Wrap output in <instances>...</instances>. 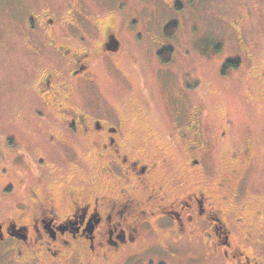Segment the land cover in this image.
<instances>
[{
  "label": "flooded vegetation",
  "instance_id": "1",
  "mask_svg": "<svg viewBox=\"0 0 264 264\" xmlns=\"http://www.w3.org/2000/svg\"><path fill=\"white\" fill-rule=\"evenodd\" d=\"M97 1L50 0L45 8L43 0H29L8 10L33 41L29 64L37 77L26 66L17 73L34 82L29 113L72 145L77 160L60 166L45 153L24 171L2 169L0 264H131L177 247L191 264H264V208L242 202L253 140L231 144L239 147L230 155L229 127L214 128L199 99L178 89L172 151L156 153L146 131L132 128L101 90L96 61L110 56L105 63L123 75L114 58L123 42L115 17L96 15ZM240 11L245 20L227 19L239 58H229L222 74L244 68V82L264 109V0H244ZM175 35L164 31L158 57L173 50Z\"/></svg>",
  "mask_w": 264,
  "mask_h": 264
},
{
  "label": "rangeland",
  "instance_id": "2",
  "mask_svg": "<svg viewBox=\"0 0 264 264\" xmlns=\"http://www.w3.org/2000/svg\"><path fill=\"white\" fill-rule=\"evenodd\" d=\"M28 1L0 0L3 9L0 13L4 14H0V172L7 168L10 173L16 166L24 171L32 159H42L45 153L52 154V162L60 166L68 167L77 160L72 145L65 146L53 132L34 123L29 113L34 82L26 84L23 75L18 77L17 73L24 66L31 71L36 69V79L37 66L29 64L33 41L24 23L10 17L8 12ZM49 1L43 0L45 8ZM243 1L176 0L171 6L172 0H125L119 6L114 0H98L93 3L96 15L101 18L113 15L118 23L123 47L114 58L123 75H117L116 69L105 63L113 61L110 56L97 59L95 70L104 96L132 128L142 127L146 131L143 138L149 139L156 153L172 151L168 138L175 133L172 121L178 109V89L199 99L207 121L214 128L229 127L225 147L230 155H234L243 139L251 138L255 146L254 168L242 202L253 209L264 208V109L252 98L254 94L244 82V68L222 74L229 58H239L227 19L231 18L232 23L245 20L240 14ZM176 4L183 9L178 10ZM59 7L57 10L62 12L63 5ZM176 21L178 30L169 42L174 55L165 64L158 57V42L164 37L165 27ZM6 189L0 183V194ZM261 232L264 239V227ZM164 240L159 235L158 241ZM177 248L175 251L173 247L171 254L152 250L131 264H146L150 259L163 264H191L188 255L181 257L185 262L179 259Z\"/></svg>",
  "mask_w": 264,
  "mask_h": 264
},
{
  "label": "trees",
  "instance_id": "3",
  "mask_svg": "<svg viewBox=\"0 0 264 264\" xmlns=\"http://www.w3.org/2000/svg\"><path fill=\"white\" fill-rule=\"evenodd\" d=\"M177 30H178L177 23L172 22L165 27L164 31L167 36L173 37L177 33ZM173 55H174V52L171 48H166L162 50L161 52H159L160 60L165 64L169 63L172 60Z\"/></svg>",
  "mask_w": 264,
  "mask_h": 264
}]
</instances>
